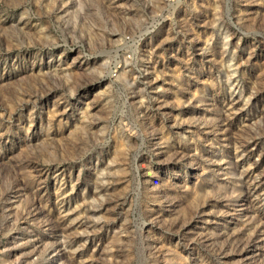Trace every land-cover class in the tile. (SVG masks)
<instances>
[{
  "label": "rangeland",
  "instance_id": "rangeland-1",
  "mask_svg": "<svg viewBox=\"0 0 264 264\" xmlns=\"http://www.w3.org/2000/svg\"><path fill=\"white\" fill-rule=\"evenodd\" d=\"M0 264H264V0H0Z\"/></svg>",
  "mask_w": 264,
  "mask_h": 264
}]
</instances>
